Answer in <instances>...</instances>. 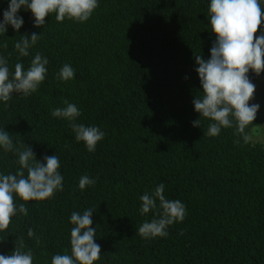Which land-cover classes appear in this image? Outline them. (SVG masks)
Wrapping results in <instances>:
<instances>
[{"label":"trees","instance_id":"1","mask_svg":"<svg viewBox=\"0 0 264 264\" xmlns=\"http://www.w3.org/2000/svg\"><path fill=\"white\" fill-rule=\"evenodd\" d=\"M9 2L0 0V22ZM98 4L86 22H58L52 14L40 28L22 8L19 32L9 25L0 33V55L10 73L17 62L27 71L36 53L49 61L36 92L14 93L7 104L0 102V130L17 148L31 146L40 162L57 155L64 177L63 191L50 199L25 203L16 198L28 215L13 217L0 232V254L10 255L23 237L33 264L70 255L71 214L91 208L102 249L96 264H264V145L245 144L235 128L208 136L212 121L193 104L203 91L194 54L210 59L216 40L210 0ZM263 31L264 22L257 36ZM33 32L42 34L40 39L27 57L20 56L15 44ZM65 64L75 70L66 82L58 78ZM263 76L249 73L253 83ZM65 100L81 112L76 123L105 133L95 152L77 142L71 121L52 116ZM254 124L260 125L258 118ZM20 167L16 152L0 148V174H15ZM84 175L96 184L81 190ZM161 183L166 199L186 206V218L169 226L166 238L144 239L138 227L158 219L162 210L157 200V209L141 215L140 197Z\"/></svg>","mask_w":264,"mask_h":264},{"label":"clouds","instance_id":"2","mask_svg":"<svg viewBox=\"0 0 264 264\" xmlns=\"http://www.w3.org/2000/svg\"><path fill=\"white\" fill-rule=\"evenodd\" d=\"M98 7V0H10L8 9L3 12L0 33H6L9 25L19 32L24 24L23 18L18 15L22 8L31 11L34 26L40 28L44 27L46 18L52 14H55L58 22L65 19L86 22ZM208 12L216 40L210 49V59L205 60L202 55L194 54L198 65L195 70L203 90L193 100L194 108L201 117L212 121L206 133L208 136L216 137L222 129L235 128L234 134L249 144L256 137L257 128L261 127L254 124L260 105L250 103L254 99L256 85L249 73H255L258 77L264 74V33L257 36L264 22V5L261 0H210ZM41 35L33 32L30 38L27 34L21 36L15 44L20 56L27 57L29 49ZM3 47L6 49L7 43ZM48 63L46 57L36 53L27 71L22 63L17 62L14 73H10L7 59L0 55V102L7 104L14 93L27 97L36 92L46 78ZM74 77L75 70L69 64L63 65L58 73V78L65 82ZM64 104L65 107L55 108L52 116L71 121L70 127L77 142H83L88 152H95L105 133L97 126L76 123L81 115L79 108L67 100ZM199 124L200 119L193 121L194 127H199ZM250 126V131H246ZM235 142L239 143L240 140ZM0 148L5 152H16L21 166L15 174H0V232H4L13 217L28 215L25 203L45 201L57 191H63L64 177L60 174L61 163L57 155L45 156L44 162H40L31 146L21 144L17 148L5 130H0ZM95 184L96 180L88 175L79 179L81 190ZM164 190L165 186L161 183L152 193L140 197L141 215L157 209V200L162 210L157 211L158 219L145 221L138 227V234L144 239L166 238L169 235L168 227L186 218V206L178 199H166ZM16 198L25 203L17 207ZM93 213L91 208L82 214L72 212L71 254H56L51 264H96L101 259L102 249L96 243V229L92 227ZM28 236H34L32 228L28 229ZM24 248L23 237H18L10 255L0 254V264H33L32 251L25 252Z\"/></svg>","mask_w":264,"mask_h":264},{"label":"rangeland","instance_id":"3","mask_svg":"<svg viewBox=\"0 0 264 264\" xmlns=\"http://www.w3.org/2000/svg\"><path fill=\"white\" fill-rule=\"evenodd\" d=\"M262 33H264V31ZM254 84L256 85V92L254 94V99L250 103H256L260 105L257 118L260 121L259 126L261 127L257 128L256 137L254 138L253 142L264 145V76Z\"/></svg>","mask_w":264,"mask_h":264}]
</instances>
